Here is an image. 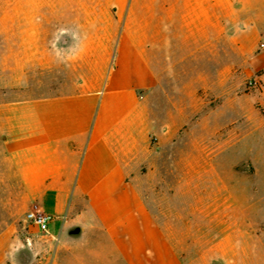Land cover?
<instances>
[{
  "label": "crops",
  "instance_id": "0c3cea01",
  "mask_svg": "<svg viewBox=\"0 0 264 264\" xmlns=\"http://www.w3.org/2000/svg\"><path fill=\"white\" fill-rule=\"evenodd\" d=\"M236 1L122 0L114 35L100 15L79 28L93 41L77 51L62 45L75 44L74 3L32 22L5 11L0 264L28 256L13 226L30 213L53 218L48 233L30 230L48 243L51 264H262L250 236L230 225L216 242L201 240L210 210L186 200L199 158L184 140L196 128L173 143L187 104L193 111L188 89L206 81L173 59L188 49L198 56L200 29L220 37L218 13Z\"/></svg>",
  "mask_w": 264,
  "mask_h": 264
},
{
  "label": "rangeland",
  "instance_id": "374dc122",
  "mask_svg": "<svg viewBox=\"0 0 264 264\" xmlns=\"http://www.w3.org/2000/svg\"><path fill=\"white\" fill-rule=\"evenodd\" d=\"M120 2L0 0V17L9 11L11 20L32 22L52 10L61 15L68 3H74L70 10H75V44L72 46L70 39L62 45L77 51L83 43L93 41L83 38L79 28L83 23L97 26L100 15L108 21V36L114 35L115 5ZM228 13L232 16L228 17ZM218 14L222 17L220 37H211L205 28L200 29L203 37L199 40L198 56L188 49L173 59L174 64L192 65L198 77L206 80L199 87L188 89L193 111L187 104L188 120L173 143L196 128V134L186 137L184 145L192 139L198 158L201 150L200 173L204 177L196 186L191 184L186 200L187 206L194 209L210 210L202 218L201 240L216 242L218 232L225 231L222 225H230L237 235L250 236L252 254L264 264V0H237L229 10ZM224 218L230 224L224 223ZM22 220L14 224V234L23 241L28 256L17 264H51L48 243L32 236L30 230L34 228ZM189 223L194 225L193 219ZM240 223L245 226L240 228Z\"/></svg>",
  "mask_w": 264,
  "mask_h": 264
},
{
  "label": "built area",
  "instance_id": "2783aa9c",
  "mask_svg": "<svg viewBox=\"0 0 264 264\" xmlns=\"http://www.w3.org/2000/svg\"><path fill=\"white\" fill-rule=\"evenodd\" d=\"M264 48V45H261ZM53 218L48 215L30 213L26 217V223L28 226L36 229L39 233L45 234L51 224Z\"/></svg>",
  "mask_w": 264,
  "mask_h": 264
},
{
  "label": "bare ground",
  "instance_id": "6f19581e",
  "mask_svg": "<svg viewBox=\"0 0 264 264\" xmlns=\"http://www.w3.org/2000/svg\"><path fill=\"white\" fill-rule=\"evenodd\" d=\"M202 35L200 34V37H201ZM201 38H199V40H200ZM214 56V55H213ZM202 63V59L199 57V64H201ZM211 63H213V60H211ZM203 80V77H199V81H202ZM201 150H199V173H200V170H201V164H200V158H201ZM204 177V175H203V173H200L199 174V180L200 179H202ZM242 196V195H241ZM259 201H261L262 202V198H260L259 199ZM251 209H252V207H250ZM249 208V209H250ZM261 211H263L262 209H261Z\"/></svg>",
  "mask_w": 264,
  "mask_h": 264
}]
</instances>
